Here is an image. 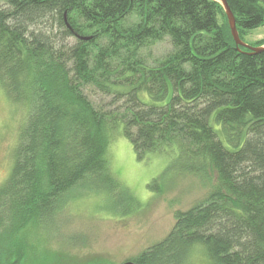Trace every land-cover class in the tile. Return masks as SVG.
<instances>
[{
  "label": "trees",
  "instance_id": "1",
  "mask_svg": "<svg viewBox=\"0 0 264 264\" xmlns=\"http://www.w3.org/2000/svg\"><path fill=\"white\" fill-rule=\"evenodd\" d=\"M226 2L245 43L264 0ZM0 84L26 107L3 212L41 220L115 191L119 128L138 159L172 151V169L216 180L134 263L184 264L201 244L211 264H264V50L235 45L217 0H0Z\"/></svg>",
  "mask_w": 264,
  "mask_h": 264
},
{
  "label": "rangeland",
  "instance_id": "2",
  "mask_svg": "<svg viewBox=\"0 0 264 264\" xmlns=\"http://www.w3.org/2000/svg\"><path fill=\"white\" fill-rule=\"evenodd\" d=\"M262 40L264 26L244 37L253 47ZM165 51V46L154 50L155 55ZM25 117L26 107L8 99L0 84V186L10 175L12 151ZM108 140L107 161L116 190H80L41 220L36 215L21 221L18 213L0 209V264L133 262L170 232L176 211L203 202L216 181L211 172L202 179L172 169L176 159L172 151L138 159L119 128ZM40 180L43 184L44 178ZM153 181L156 189L150 188ZM194 245L184 264H211L204 247Z\"/></svg>",
  "mask_w": 264,
  "mask_h": 264
},
{
  "label": "water",
  "instance_id": "3",
  "mask_svg": "<svg viewBox=\"0 0 264 264\" xmlns=\"http://www.w3.org/2000/svg\"><path fill=\"white\" fill-rule=\"evenodd\" d=\"M217 1L222 5V7L224 9V12H225V15L227 18L228 28L230 29V34L232 36V39L234 40L235 45L238 46L239 48L240 47L247 48L248 50H250L253 53H259V52L263 51L264 46H262V47H251V46L243 43L240 40L237 29H236L234 16H233L226 0H217ZM123 264H136V263H134L132 261H128V262H125Z\"/></svg>",
  "mask_w": 264,
  "mask_h": 264
}]
</instances>
